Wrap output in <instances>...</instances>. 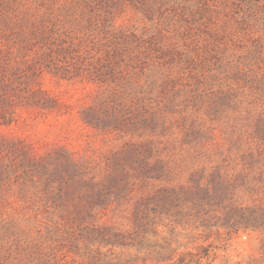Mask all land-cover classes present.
Listing matches in <instances>:
<instances>
[{"label": "rangeland", "instance_id": "1", "mask_svg": "<svg viewBox=\"0 0 264 264\" xmlns=\"http://www.w3.org/2000/svg\"><path fill=\"white\" fill-rule=\"evenodd\" d=\"M82 1L0 0V264H264V0ZM102 23L139 66L51 72Z\"/></svg>", "mask_w": 264, "mask_h": 264}, {"label": "trees", "instance_id": "2", "mask_svg": "<svg viewBox=\"0 0 264 264\" xmlns=\"http://www.w3.org/2000/svg\"><path fill=\"white\" fill-rule=\"evenodd\" d=\"M82 2L83 5L88 7L91 11L96 8L102 9L99 5L101 3L99 0H94V3L90 0H83ZM105 11L109 12L108 9ZM102 22L104 23L105 21L102 20ZM103 23L101 26H93L92 29L88 30L85 37L82 34L77 37L78 40L74 37L75 41H69L70 44H66V46H59L60 51L63 50L61 47L65 48L64 51L67 52L66 56H69L68 50H70L72 55L71 58L75 59V61L73 62L68 59V61L66 62L65 60L63 64H56L54 70L51 72L69 76L79 68H82L88 72L91 79L107 83L115 80L116 76L121 73L122 69L128 71L129 67L139 66L140 55L131 49V42H133L135 36L132 34L117 33L108 35V25L106 26V24ZM95 30H97V32H95ZM98 32L100 33L98 34ZM45 33L46 31L44 34ZM81 47H86L87 51L91 53V62L86 66L83 64L84 60H80L81 57L78 54V50ZM70 63H73V65ZM163 193H165V195ZM174 193L173 187L161 189L158 191V194L160 195L158 198L169 199L172 201V195ZM237 216L239 219L232 224L236 227V230L257 229L264 232V206H257L248 209V212L246 213L237 212Z\"/></svg>", "mask_w": 264, "mask_h": 264}]
</instances>
